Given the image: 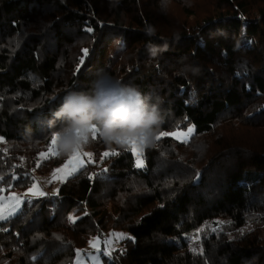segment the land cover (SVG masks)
<instances>
[{
	"label": "trees",
	"instance_id": "16d2710c",
	"mask_svg": "<svg viewBox=\"0 0 264 264\" xmlns=\"http://www.w3.org/2000/svg\"><path fill=\"white\" fill-rule=\"evenodd\" d=\"M169 2L182 15L166 22L156 11ZM203 3L0 0V195L66 161L39 162L60 126L48 122L100 72L158 99V133L196 130L187 143L145 147L141 169L127 145L90 134L93 163L0 223V264H71L92 237L117 230L132 238L108 264H264V0ZM78 47L88 54L70 71Z\"/></svg>",
	"mask_w": 264,
	"mask_h": 264
},
{
	"label": "clouds",
	"instance_id": "9594fccd",
	"mask_svg": "<svg viewBox=\"0 0 264 264\" xmlns=\"http://www.w3.org/2000/svg\"><path fill=\"white\" fill-rule=\"evenodd\" d=\"M157 55L155 46L148 48ZM57 146L61 153L71 155L84 144L91 129L96 128L106 144L125 145L135 140L142 146L154 145L163 122L158 99L138 88L123 84L107 73L100 72L88 92L69 91L49 120L56 127Z\"/></svg>",
	"mask_w": 264,
	"mask_h": 264
},
{
	"label": "rangeland",
	"instance_id": "374dc122",
	"mask_svg": "<svg viewBox=\"0 0 264 264\" xmlns=\"http://www.w3.org/2000/svg\"><path fill=\"white\" fill-rule=\"evenodd\" d=\"M103 1L105 2L107 0H102V2ZM207 1L208 0H205L206 3H203V5H208L207 4ZM207 7L208 6H206V8ZM207 10H209V9H207ZM205 11H206V9H199V10H197L198 13H197V15H195L194 17L191 18V22L194 23L195 20H196V16L202 15ZM156 14H158L159 16L165 17V21L166 22H167V19H169V18L170 19H172V18H180V16L182 15L181 9L174 2H169L167 5H165V7H163L162 9H160L159 12L156 11ZM121 21L124 22V24H125L124 26H126V27L127 26H131V23L129 22V19L126 18V17H124V15H123V17H121ZM170 24H171V22H170ZM121 41H123V40H121ZM121 41H120V44L117 43L115 46H112V47L107 46L106 52H107L108 57H111V54H115L116 53L117 46L118 45H120L121 46L120 49L123 50L124 44L121 43ZM81 48L78 47V49H75L72 52V55L69 58L70 66L71 67L68 68L69 65L66 64V66H65V69L66 70L68 68V70L71 71L74 66L76 67V70H78L82 66V64L85 61V58L87 56V55L84 54V50L86 49L87 50V54H88V49L86 47H81ZM188 128H193L194 130H193L192 134L188 137L187 141L184 142V143H187V142L190 141V139L192 138V136L195 134V131L196 130H195V128L193 126H188L187 128H183V129H180L179 128V129H177L175 131L168 132V133H173V132H178V131L179 132H186ZM169 136L170 137H173L171 135H169ZM164 137H167V136H164ZM164 137H162L161 139H163ZM174 139H176V138H174ZM176 140H178V139H176ZM155 141H157V140H155ZM178 141L182 142L181 140H178ZM127 147H129L131 149V146L130 145H127ZM142 147H143L142 159H143V164L145 165V161H144V149H145V146H142ZM57 149L60 152L58 146H57ZM82 151L83 152H86V153H91V162H89V158L87 156H82L81 158L84 160V165L82 167H79L77 169V171H75L71 175L65 176L64 173H57V178L56 179H53V173L56 172L57 169L64 168V165L70 159V155H69V157L66 159V161L64 163H62L60 166L54 168L50 173H48L46 175H42V176H39L37 174H34L35 182L28 189H26L25 191H17V190H15V191H11L8 194H2L0 196L7 197L9 195H16L18 197H21L22 200L25 203V201H31L33 199L41 198V197H44V196L53 197V196L57 195L58 194V191H59V188L61 187V185L64 182H66V180L69 177L74 176L76 173H78L87 164L93 163L94 156H93V154H92V152L90 150L84 148V144L82 145ZM47 152H43V153L39 154V162H41L43 160H46V159H49L50 157L52 158L53 156H56V155H46V156H42V154H47ZM106 152L111 153L112 151L106 150ZM104 153H105V151H104ZM133 155H134V153H133ZM109 156H107V157H109ZM103 158H106V157L104 156ZM134 158H135V162H136V156L135 155H134ZM100 163H101V161H100ZM136 167H137V165H136ZM137 168H140L141 169V168H144V166L143 167H137ZM61 177H64V178L61 179ZM34 185L36 187H38L39 190L44 193V195H35V196L34 195H31V194L26 195V193H29V190ZM24 203L20 206L19 211L22 209ZM13 216H11V217H13ZM3 221H6V220H3ZM3 221H0V223L3 222ZM233 226H234V224L233 225L230 224V227L234 228L237 231L238 229H236V227L235 226L233 227ZM244 229L245 228H242L240 231H243ZM202 230H206V229H199L196 234H192V235H189L188 236V238H187L188 239L187 245L190 248L192 247L191 249H199L200 250V248H199V246H201V240L200 239H201V236L204 234V231H202ZM120 234H123L125 237H131L132 238V236H131V234L129 232H124V231H120V230L108 232V233L105 234V237L104 238L103 237L101 238V237H98V236L92 237L89 240L88 244L84 248L78 250V252L84 254V264H108V262L112 258L113 253L115 251H117L118 249H120L122 242L124 240H126V239L117 240L116 237L119 236ZM97 240L99 241V249H100L99 252H97L95 249H93L90 246V242L97 241ZM106 240H111V242H112L111 245H110V247L112 249L111 255H106L105 254L108 251V246L105 245V241ZM87 254L95 255L97 257V259L95 261H88L87 260ZM76 260H77V255H76L73 263H71V264H76Z\"/></svg>",
	"mask_w": 264,
	"mask_h": 264
},
{
	"label": "snow or ice",
	"instance_id": "6c2138e0",
	"mask_svg": "<svg viewBox=\"0 0 264 264\" xmlns=\"http://www.w3.org/2000/svg\"><path fill=\"white\" fill-rule=\"evenodd\" d=\"M88 31H91V29H87ZM84 54L87 55V50H84ZM193 128H188L186 132H173V133H168V132H159V134L156 136V140L159 141L162 137L164 136H173L174 138L181 140L182 142H186L188 137L192 134ZM99 131L96 128L91 129V136L92 139H95ZM89 137L85 138L84 144L88 142ZM57 137L55 135H52L51 137V144L48 149L47 154H42V156L46 155H59L60 152L57 149ZM125 145H130L131 150L136 156V165L137 167H143V147L140 143H138L135 140H127L124 142ZM118 153L116 152H105L103 155L105 157L109 155H116ZM82 156H87L89 158V162H91V153H86L82 151V147L78 148L75 152H73L70 155V159L67 161V163L64 165V168L62 169H57L56 172L53 173V179L57 178V173H64L65 176L71 175L79 167H82L84 165V160L81 158ZM64 177H61L63 179ZM4 189H0V192H3ZM31 194V195H44L42 191L39 190L38 187L35 185L29 190V193H26V195ZM24 203L21 197H18L16 195H9L7 197L0 196V221L7 220L11 216L15 215L19 209L20 206ZM3 230V229H0ZM117 240H122V239H131V237H125L123 234H120L119 236L116 237ZM111 240H106L105 245L108 246V251L105 253L106 255H111ZM90 246L95 249L97 252L100 251L99 249V241H93L90 242ZM195 251V250H194ZM201 254H202V249H201ZM97 257L92 254H87V260L88 261H95ZM76 264H84V254L77 252V260Z\"/></svg>",
	"mask_w": 264,
	"mask_h": 264
}]
</instances>
